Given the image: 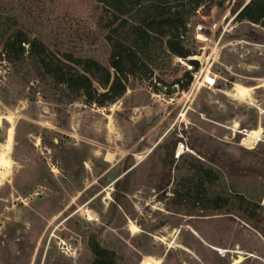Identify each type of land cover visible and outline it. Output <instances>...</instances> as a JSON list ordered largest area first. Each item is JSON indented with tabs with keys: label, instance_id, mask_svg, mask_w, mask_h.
<instances>
[{
	"label": "rangeland",
	"instance_id": "obj_1",
	"mask_svg": "<svg viewBox=\"0 0 264 264\" xmlns=\"http://www.w3.org/2000/svg\"><path fill=\"white\" fill-rule=\"evenodd\" d=\"M234 1L214 0L208 16L197 12L190 20L196 55L188 60L199 70L186 91L175 81L191 65L162 56L153 58L152 77L141 75L112 105L60 104L49 85L16 74L0 58V157L10 160L0 177V264H91L92 236L117 253V264H139L144 255L165 256L161 264H264V223L255 227L234 214H175L155 190L160 147L180 138L173 177L184 160H203L189 147L193 137L264 169V45L247 40L251 25L235 21ZM99 12L93 0H0V52L19 29L54 52L106 62ZM237 85L242 99L231 95ZM251 130L260 136L250 138ZM128 172L129 193L113 215L114 184ZM242 187L264 193L256 180Z\"/></svg>",
	"mask_w": 264,
	"mask_h": 264
},
{
	"label": "trees",
	"instance_id": "obj_2",
	"mask_svg": "<svg viewBox=\"0 0 264 264\" xmlns=\"http://www.w3.org/2000/svg\"><path fill=\"white\" fill-rule=\"evenodd\" d=\"M93 1L97 10H101L97 28L105 34L106 62L54 52L41 40L30 38L19 29L7 35L0 58L11 64L16 74L30 75L49 85L60 104L83 100L86 105L101 108L112 105L141 75L152 77L153 60L162 56L188 61L191 70L175 84L183 91L189 89L193 73L199 70L197 61L188 60L196 55L190 48V20L197 12L208 16L214 0ZM230 12L236 22L251 25L246 36L248 41L264 45V0H235ZM181 141L183 138L159 146L164 149V156L155 187L175 214L183 211L187 216L195 212L234 214L255 227L264 223V202L261 205L264 193L257 195L241 188L247 179L259 181L264 188L263 168L242 164L219 148H205L193 137L189 147L203 160H184L188 166L184 165L182 172L178 169V175L173 177L172 168L175 165V170L178 166L175 150ZM131 172L114 184L113 215L123 206L129 193ZM169 186L174 189L171 196L165 198ZM160 227L163 224L157 226ZM88 246L93 255L91 264L118 263L117 253L103 247L96 236L89 239ZM169 255L170 252L166 257Z\"/></svg>",
	"mask_w": 264,
	"mask_h": 264
},
{
	"label": "bare ground",
	"instance_id": "obj_3",
	"mask_svg": "<svg viewBox=\"0 0 264 264\" xmlns=\"http://www.w3.org/2000/svg\"><path fill=\"white\" fill-rule=\"evenodd\" d=\"M198 38L201 41H204V40L207 39L202 34H199ZM231 95L234 96L235 98L242 99V98H244L246 93H245V90L241 86L237 85L236 89L234 91H232ZM13 129H14V126L11 127V132L13 131ZM247 134L249 135L250 138L256 139V138H258L260 136L261 130H251V131H248ZM7 159L5 158L4 155H1V157H0V166L5 171V172H1L0 173V177H2V178H4L6 176V171H8L9 168H10V162H9L10 160L8 161ZM112 159H113V156L108 154L106 161L107 162H112ZM84 213L87 214L88 212L85 211ZM129 229L133 233H136L137 227L133 223H131L130 226H129ZM222 251H224V250H222ZM162 262H163L162 258H160L159 260L156 261L153 257L144 255L142 260L139 262V264H161Z\"/></svg>",
	"mask_w": 264,
	"mask_h": 264
},
{
	"label": "crops",
	"instance_id": "obj_4",
	"mask_svg": "<svg viewBox=\"0 0 264 264\" xmlns=\"http://www.w3.org/2000/svg\"><path fill=\"white\" fill-rule=\"evenodd\" d=\"M165 257V256H164ZM164 257L163 256H160V258H162V259H164Z\"/></svg>",
	"mask_w": 264,
	"mask_h": 264
},
{
	"label": "built area",
	"instance_id": "obj_5",
	"mask_svg": "<svg viewBox=\"0 0 264 264\" xmlns=\"http://www.w3.org/2000/svg\"><path fill=\"white\" fill-rule=\"evenodd\" d=\"M179 156V155H178Z\"/></svg>",
	"mask_w": 264,
	"mask_h": 264
},
{
	"label": "water",
	"instance_id": "obj_6",
	"mask_svg": "<svg viewBox=\"0 0 264 264\" xmlns=\"http://www.w3.org/2000/svg\"><path fill=\"white\" fill-rule=\"evenodd\" d=\"M249 2V1H248Z\"/></svg>",
	"mask_w": 264,
	"mask_h": 264
}]
</instances>
